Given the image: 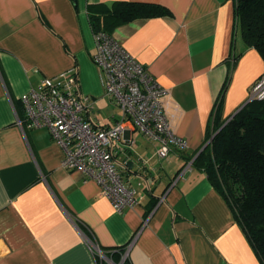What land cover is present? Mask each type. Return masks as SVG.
Listing matches in <instances>:
<instances>
[{
  "label": "crops",
  "instance_id": "obj_1",
  "mask_svg": "<svg viewBox=\"0 0 264 264\" xmlns=\"http://www.w3.org/2000/svg\"><path fill=\"white\" fill-rule=\"evenodd\" d=\"M115 1L169 9L110 34L181 107L176 134L188 145L160 159L142 133L126 130L123 139L132 142L121 143L117 160L138 203L122 212L97 181L61 166L62 147L48 128L25 124L20 100L43 76L76 67L79 89L92 101L88 117L102 125L122 117L93 62L89 19ZM233 9V0H0V264H95L88 238L118 263L262 264L224 197L192 165L207 143L231 45L240 54L221 120L249 99L264 72L259 53L244 48L239 32L233 38Z\"/></svg>",
  "mask_w": 264,
  "mask_h": 264
},
{
  "label": "built area",
  "instance_id": "obj_2",
  "mask_svg": "<svg viewBox=\"0 0 264 264\" xmlns=\"http://www.w3.org/2000/svg\"><path fill=\"white\" fill-rule=\"evenodd\" d=\"M93 37L92 59L99 69L104 93L122 112L120 119L111 125H102L88 117L92 101L79 89L76 67L54 76H43L20 100L25 110V124L48 128L53 140L62 147L61 166L79 169L86 178L97 181L102 194L116 211L122 212L138 203L136 188L124 179L117 160L119 151L123 150L121 143L132 142L123 139L126 130L142 133L154 144L160 159H166L174 149L186 150L188 145L176 134L182 109L169 90L112 34L99 30ZM249 98L264 99V72L252 84ZM126 163L124 160V168ZM87 244L95 264H103L104 252L89 238Z\"/></svg>",
  "mask_w": 264,
  "mask_h": 264
},
{
  "label": "trees",
  "instance_id": "obj_3",
  "mask_svg": "<svg viewBox=\"0 0 264 264\" xmlns=\"http://www.w3.org/2000/svg\"><path fill=\"white\" fill-rule=\"evenodd\" d=\"M233 3V38L239 32L244 48H254L264 61V0H233ZM169 13L159 3L115 1L98 13L90 11L89 19L94 32L102 30L110 34L117 25ZM231 48L228 75L207 129L209 144L196 155L192 165L206 172L264 264V99L249 100L230 119H220L223 98L240 54L233 53V45ZM85 232L89 236L86 229ZM122 264H127L126 260Z\"/></svg>",
  "mask_w": 264,
  "mask_h": 264
},
{
  "label": "rangeland",
  "instance_id": "obj_4",
  "mask_svg": "<svg viewBox=\"0 0 264 264\" xmlns=\"http://www.w3.org/2000/svg\"><path fill=\"white\" fill-rule=\"evenodd\" d=\"M210 140V139H209ZM208 140V141H209ZM190 167V166H189ZM180 174H178V176H179ZM178 176L176 177V179L178 178ZM108 258V256H101V261H102V263L103 264H113V263H115V264H120V263H118L119 261H114L113 260V262L111 261V260H109V259H107ZM111 259V258H110Z\"/></svg>",
  "mask_w": 264,
  "mask_h": 264
},
{
  "label": "water",
  "instance_id": "obj_5",
  "mask_svg": "<svg viewBox=\"0 0 264 264\" xmlns=\"http://www.w3.org/2000/svg\"><path fill=\"white\" fill-rule=\"evenodd\" d=\"M249 100H251V99L249 98L245 103H243V105H241V106H240V107H239V108H238V109H237V110H236V111H235V112L229 117V119H230L232 116H234V115L236 114V112H237L238 110H240V108H242V107H243V106H244ZM217 131H218V130H217ZM217 131H216V132H217ZM215 134H216V133H215ZM207 144H209V141H207V143L204 145V147H205ZM204 147H203V148H204ZM201 150H202V149H201ZM201 150H200V151H201ZM200 151H199V152H200ZM197 154H198V153H197Z\"/></svg>",
  "mask_w": 264,
  "mask_h": 264
}]
</instances>
